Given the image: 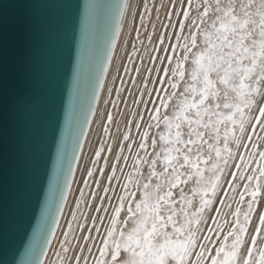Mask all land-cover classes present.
<instances>
[{"label": "snow or ice", "instance_id": "6c2138e0", "mask_svg": "<svg viewBox=\"0 0 264 264\" xmlns=\"http://www.w3.org/2000/svg\"><path fill=\"white\" fill-rule=\"evenodd\" d=\"M169 3L154 48L163 55L151 57L153 67L135 100L144 107L138 120L128 121L135 137L123 135L100 194L109 157L96 150L91 163L98 167H88L81 180L94 185L87 206L98 215L84 214L89 226L71 211L52 264H264V0ZM111 10L117 21L102 74L126 5L120 0ZM147 37L151 42L153 33ZM121 91L115 88L117 95ZM112 120L109 111L105 133ZM88 122V114L78 120V135L61 149L57 177L26 246L31 264H44V245L59 225ZM79 194L86 195L83 187ZM82 203L76 199V208ZM69 246L79 252L69 256Z\"/></svg>", "mask_w": 264, "mask_h": 264}, {"label": "water", "instance_id": "95a60500", "mask_svg": "<svg viewBox=\"0 0 264 264\" xmlns=\"http://www.w3.org/2000/svg\"><path fill=\"white\" fill-rule=\"evenodd\" d=\"M119 2L0 0V264L34 259L26 246L61 149L92 112Z\"/></svg>", "mask_w": 264, "mask_h": 264}, {"label": "bare ground", "instance_id": "6f19581e", "mask_svg": "<svg viewBox=\"0 0 264 264\" xmlns=\"http://www.w3.org/2000/svg\"><path fill=\"white\" fill-rule=\"evenodd\" d=\"M147 5V8H145ZM172 5L169 0H127L126 10L120 23L119 35L116 37L115 47L111 50V59L108 60V71L103 75V84L99 87V95L96 96L95 103L90 114V122L86 126V134H83V145L79 147L78 158L75 161L76 170L71 175V185L68 190V198L63 202V211L60 213V222L56 226L55 234L52 238V243L47 245L46 252L43 255L44 264H52L57 259L55 253L61 251L59 249V241L63 239L62 233L66 228L67 220L71 219V211L76 209L77 217L80 223H86L89 226L92 224L91 219L85 220V215H98L94 212V208L90 209L87 202L92 199L90 192L94 188L84 186L81 177L86 175L88 167L96 168L97 165L91 163L95 156L96 150L103 148L102 156L107 155L108 167L106 174L102 179L100 192L107 183V173L111 171V164L115 162V153L120 150V142L123 135L130 132V135L135 137L136 129L134 124L129 125L128 121L138 120L139 116L136 113L143 109L144 105H137L135 100L140 96V89L144 83L143 77L147 75V70L153 67L151 57L153 55H163L154 51L157 43L159 32L162 29V23H167L165 13ZM179 7V5H176ZM160 8V12L155 11ZM143 13V16L140 14ZM155 26V27H154ZM139 28V33L137 32ZM170 31V29H169ZM153 33L151 42L148 40L147 34ZM135 53V55H133ZM158 63V62H157ZM127 66V71H125ZM137 68L140 72L137 73ZM152 75H155L153 72ZM135 78V82L133 81ZM121 87L122 91L119 95L116 94L115 88ZM149 87H152L149 84ZM112 88L113 91L109 93L108 89ZM144 99H148L147 95ZM119 101L116 106L112 105V101ZM111 111L113 120L109 124L107 133L104 131V125L107 123V114ZM147 119V117H145ZM130 142V141H129ZM127 143V142H125ZM112 145V152L107 151L108 145ZM127 148L124 149L123 155H128ZM123 166V161L118 162ZM104 161H100L103 165ZM116 176L120 177L121 172L117 170ZM97 177H93L95 179ZM118 181L113 180L112 184H117ZM83 187L86 195L80 197L79 189ZM111 195V192L109 193ZM84 201L80 208H76V199ZM94 203H99L97 199ZM224 211L228 209L225 207ZM87 234V233H85ZM77 235L79 230L77 229ZM76 241L73 240V244ZM83 243V241H80ZM68 255L72 256L78 253L79 249L72 248ZM84 254H87L86 252ZM64 264H69L65 259Z\"/></svg>", "mask_w": 264, "mask_h": 264}]
</instances>
